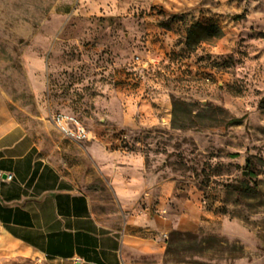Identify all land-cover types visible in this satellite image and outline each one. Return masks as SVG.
Wrapping results in <instances>:
<instances>
[{
    "label": "rangeland",
    "instance_id": "374dc122",
    "mask_svg": "<svg viewBox=\"0 0 264 264\" xmlns=\"http://www.w3.org/2000/svg\"><path fill=\"white\" fill-rule=\"evenodd\" d=\"M194 21L222 35L190 47ZM0 105L124 264H264V0H0ZM0 264L51 263L0 227Z\"/></svg>",
    "mask_w": 264,
    "mask_h": 264
},
{
    "label": "crops",
    "instance_id": "0c3cea01",
    "mask_svg": "<svg viewBox=\"0 0 264 264\" xmlns=\"http://www.w3.org/2000/svg\"><path fill=\"white\" fill-rule=\"evenodd\" d=\"M0 227L51 264H124L122 236L98 221L89 196L1 105Z\"/></svg>",
    "mask_w": 264,
    "mask_h": 264
},
{
    "label": "built area",
    "instance_id": "2783aa9c",
    "mask_svg": "<svg viewBox=\"0 0 264 264\" xmlns=\"http://www.w3.org/2000/svg\"><path fill=\"white\" fill-rule=\"evenodd\" d=\"M53 122L58 131L70 140H83L91 135L87 126L71 113H57L53 116Z\"/></svg>",
    "mask_w": 264,
    "mask_h": 264
},
{
    "label": "trees",
    "instance_id": "16d2710c",
    "mask_svg": "<svg viewBox=\"0 0 264 264\" xmlns=\"http://www.w3.org/2000/svg\"><path fill=\"white\" fill-rule=\"evenodd\" d=\"M221 35V31L217 25L203 24L199 21H194L187 31V45L193 47L201 41L211 40Z\"/></svg>",
    "mask_w": 264,
    "mask_h": 264
},
{
    "label": "bare ground",
    "instance_id": "6f19581e",
    "mask_svg": "<svg viewBox=\"0 0 264 264\" xmlns=\"http://www.w3.org/2000/svg\"><path fill=\"white\" fill-rule=\"evenodd\" d=\"M13 246H14V245H13ZM19 252H21V253H24V252H25V250L21 249V250H19Z\"/></svg>",
    "mask_w": 264,
    "mask_h": 264
}]
</instances>
